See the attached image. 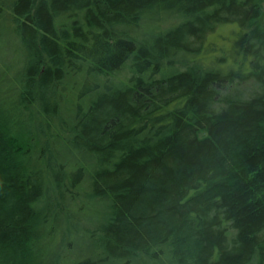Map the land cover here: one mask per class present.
I'll list each match as a JSON object with an SVG mask.
<instances>
[{
	"label": "trees",
	"instance_id": "trees-1",
	"mask_svg": "<svg viewBox=\"0 0 264 264\" xmlns=\"http://www.w3.org/2000/svg\"><path fill=\"white\" fill-rule=\"evenodd\" d=\"M62 257L264 264V0H0V264Z\"/></svg>",
	"mask_w": 264,
	"mask_h": 264
},
{
	"label": "rangeland",
	"instance_id": "rangeland-1",
	"mask_svg": "<svg viewBox=\"0 0 264 264\" xmlns=\"http://www.w3.org/2000/svg\"><path fill=\"white\" fill-rule=\"evenodd\" d=\"M231 31V27H229V26H225V27H223V28H220L217 32L219 33V34H228L229 32ZM217 33V34H218ZM56 235V234H55ZM57 236V235H56ZM55 236V237H56ZM80 240V239H79ZM79 240H77V241H75V242H71V246H74V249H73V251L74 250H76V251H79V250H86V245H85V242L84 241H79ZM68 252H70L71 253V251L70 250H67V248H65L64 249V252L62 253L63 255L65 254V255H67V253ZM61 264H68V262L62 257V260H61Z\"/></svg>",
	"mask_w": 264,
	"mask_h": 264
}]
</instances>
